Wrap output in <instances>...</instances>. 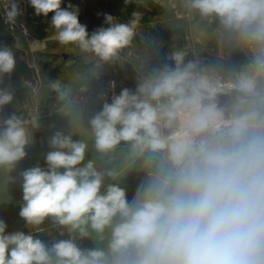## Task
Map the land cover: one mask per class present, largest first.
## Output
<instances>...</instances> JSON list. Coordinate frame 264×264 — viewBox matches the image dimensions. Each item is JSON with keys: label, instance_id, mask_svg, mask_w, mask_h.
I'll return each instance as SVG.
<instances>
[{"label": "clouds", "instance_id": "obj_1", "mask_svg": "<svg viewBox=\"0 0 264 264\" xmlns=\"http://www.w3.org/2000/svg\"><path fill=\"white\" fill-rule=\"evenodd\" d=\"M62 2L29 0L37 16L54 13L60 44L109 62L131 43L139 14L128 23L105 14L108 26L90 34L78 9ZM188 6L256 46L252 61L224 77L175 51L168 56L173 64L103 103L88 121L95 149L106 154L127 144L146 173L131 201L121 173L82 163L87 144L56 131L47 167L21 173L19 216L30 226L51 218L69 236L49 246L31 232L7 233L0 220V264H264V0ZM17 14L13 4L9 20ZM15 63L12 50L0 48V75H10ZM52 88L60 92L59 82ZM13 99L0 88V108ZM27 124L15 113L0 121V167L11 170L27 155ZM106 177L113 183L105 185ZM93 234L106 246H78V238Z\"/></svg>", "mask_w": 264, "mask_h": 264}, {"label": "rangeland", "instance_id": "obj_2", "mask_svg": "<svg viewBox=\"0 0 264 264\" xmlns=\"http://www.w3.org/2000/svg\"><path fill=\"white\" fill-rule=\"evenodd\" d=\"M151 1L153 6L142 7L138 3L132 9L121 6L111 15L118 22L128 23L136 18L135 13L139 14V22L131 43L118 57L104 62L91 52L81 51L75 44H60L50 23L54 13L47 17L42 15L46 36L39 40L29 35L32 27L29 29L9 20L13 0H0V15L15 26L17 46L24 50L25 60L37 76L32 85L31 119L26 125L30 133L29 144L36 143L41 147L43 143L36 141L37 134L74 130L77 140L95 148L87 115L77 101L82 86H97L114 79L120 92L123 88L134 91L140 77L148 75L154 68L173 64L168 56L175 51L185 52L186 61L199 59L205 67L224 77L249 64L256 54V46L239 42L235 34L219 25L218 20L201 17L188 6V0ZM70 5L71 10L78 9L79 21L87 26L90 34L98 27L108 26L105 8H96L91 14L83 0L78 3L73 0ZM54 82H59L63 98L52 88ZM3 201L0 197V205Z\"/></svg>", "mask_w": 264, "mask_h": 264}, {"label": "crops", "instance_id": "obj_3", "mask_svg": "<svg viewBox=\"0 0 264 264\" xmlns=\"http://www.w3.org/2000/svg\"><path fill=\"white\" fill-rule=\"evenodd\" d=\"M78 97V96H77ZM80 105V104H79ZM103 103L96 102L88 111L81 105L82 110L87 115L88 121L99 111L102 110ZM29 122V121H28ZM54 133L37 134L36 141H42L41 147L36 143H31L26 147L27 155L24 159L19 161L16 166L9 170L0 167V197L4 199L0 205V220H4L7 224V233L16 231H23L26 234L31 232L37 238L51 246L56 240L67 239L69 233L67 228L54 224L51 218L46 220L39 226H30L19 216L20 208L23 204V191H22V176L21 173L34 166L46 168L45 157L51 151L49 144L50 138ZM71 135L74 140H77L75 131L65 133ZM88 160H93L98 170L111 169L118 173L120 176V186L126 190V195L129 201L136 194L137 188L146 179V173L142 171V160L134 159L130 154L129 145L122 143L117 148L109 153L101 154L95 148H87L85 154L86 163ZM113 183L110 178H105V185ZM14 198H17L14 200ZM77 244L81 248H92L96 246H106V240L101 241L93 234L91 237L77 239Z\"/></svg>", "mask_w": 264, "mask_h": 264}, {"label": "trees", "instance_id": "obj_4", "mask_svg": "<svg viewBox=\"0 0 264 264\" xmlns=\"http://www.w3.org/2000/svg\"><path fill=\"white\" fill-rule=\"evenodd\" d=\"M73 0H63L62 8H67ZM81 0H76L80 2ZM94 14L96 8H105L109 15H113L119 7L125 6L132 9L136 3L142 7L153 6L151 0H83ZM18 8V14L13 19L15 23L23 24L31 29L30 36L35 39H43L46 36V24L43 23L42 15L37 16L31 7L29 0H13ZM12 10V7H11ZM71 10V9H70ZM23 19V20H22ZM15 26L6 22L0 15V48L8 47L15 56V68L10 75H0V88H6L13 93L14 99L11 104L0 108V117L7 119L12 113L30 121V105L33 100L34 90L32 85L36 82V72L25 60V52L17 46Z\"/></svg>", "mask_w": 264, "mask_h": 264}, {"label": "built area", "instance_id": "obj_5", "mask_svg": "<svg viewBox=\"0 0 264 264\" xmlns=\"http://www.w3.org/2000/svg\"><path fill=\"white\" fill-rule=\"evenodd\" d=\"M115 82V88L111 87V83ZM120 93L117 82L114 79H109L97 86L85 85L82 86L78 92V103L88 111L90 107L96 102L104 103L105 101L111 102V97ZM227 98L222 97V102Z\"/></svg>", "mask_w": 264, "mask_h": 264}]
</instances>
